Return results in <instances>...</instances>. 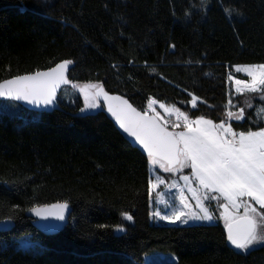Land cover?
I'll list each match as a JSON object with an SVG mask.
<instances>
[{
	"label": "trees",
	"instance_id": "1",
	"mask_svg": "<svg viewBox=\"0 0 264 264\" xmlns=\"http://www.w3.org/2000/svg\"><path fill=\"white\" fill-rule=\"evenodd\" d=\"M65 60L70 85L99 83L141 112L155 99L220 123L244 109L234 130L264 127V102L246 109L228 79L264 64V0H0V82ZM58 103L38 121L0 118V223L11 224L0 264H143L155 252L176 264H264V246L232 248L221 224H153L147 153L103 107L82 116L80 97ZM64 202L65 226L46 234L30 209Z\"/></svg>",
	"mask_w": 264,
	"mask_h": 264
},
{
	"label": "snow or ice",
	"instance_id": "2",
	"mask_svg": "<svg viewBox=\"0 0 264 264\" xmlns=\"http://www.w3.org/2000/svg\"><path fill=\"white\" fill-rule=\"evenodd\" d=\"M225 11L231 14L230 10ZM72 63L65 60L46 71L6 79L0 82V97L25 101L34 106L54 105L60 86L72 83L66 76ZM235 71L248 77H228L234 80L237 94L259 93L264 96V64L236 66ZM79 92L83 94L85 104L80 111L95 110L101 107V101L106 103L107 111L120 127L146 150L154 169H162L166 173L191 169V176H180L182 185L178 181L171 184L178 189L180 206L173 209L170 215L154 212L155 217L170 223L211 222L214 216L204 201L219 202L222 197L224 202L219 203V207L223 208L227 241L243 252L253 245L264 243V212H258L252 203L264 209V127L257 131L237 132L228 122L232 118L242 120L244 109H240L239 113L228 111L226 120L215 123L203 116L192 118L174 105L169 107L160 103L159 107L169 116L175 115V121L169 123L153 107L158 103L155 99L150 100L147 110L141 112L123 97L109 95L99 83H85ZM197 99L192 97L193 108ZM261 114H264V108L258 112V115ZM165 183L162 177L156 176L151 181V188L155 190ZM194 183L198 187H193ZM185 191L192 194L196 209L190 206ZM68 207V203L64 202L36 206L30 211L42 220L54 218L64 221ZM241 207L245 209L242 216L230 211ZM125 216L127 220L133 219L131 215ZM43 227L55 231L59 225L49 223Z\"/></svg>",
	"mask_w": 264,
	"mask_h": 264
},
{
	"label": "rangeland",
	"instance_id": "3",
	"mask_svg": "<svg viewBox=\"0 0 264 264\" xmlns=\"http://www.w3.org/2000/svg\"><path fill=\"white\" fill-rule=\"evenodd\" d=\"M238 66H246V65H238ZM236 68V66H235ZM234 68V71H235ZM235 73H237L235 71ZM240 74L241 77H234L235 79H247L248 77L246 76L245 73H237ZM231 85H232V90L235 94V84L234 80H231ZM83 85H76V86H63L60 90V93L58 95V99H62L63 97H67L68 99L74 100L77 97H80L83 101V107H85L84 104V99H83V94L79 92V88L82 87ZM244 95V102L246 104V109L247 107H250L252 105V102L255 100L257 101H262L264 102V96H262L259 93H242ZM158 102V101H157ZM149 103V102H148ZM160 102L155 104L153 107L156 109L157 112L161 114L162 117H164L165 120H168L169 123L175 121V115L169 116L168 113H166L163 109L159 107ZM148 107V104H147ZM171 107V106H169ZM102 109V105L100 108L95 109V110H88L86 112H79L80 115L86 116V115H93L98 113ZM147 110V108H146ZM20 115V116H27L28 119L33 120V121H38L39 120V113L25 107L21 103L14 101V100H0V118L2 115ZM151 114V113H149ZM186 170H189L188 173L184 172ZM163 173L164 172L162 169H154L153 166L150 163V175H151V181L155 179L156 176L162 177L166 183L161 184L157 189L153 190L151 188V181H150V206H151V222L155 225H168V226H175V227H184V226H196V225H217L221 224L222 226L225 227L224 219L222 216L223 208L219 207V203H223V199L221 197L220 201L216 200H205L204 204L209 207L210 211L213 213L214 219L211 222L208 221H189L188 224H183L180 221H177L176 223H170L169 221L166 220H161L159 217H155L153 215L154 212H160L161 215H170L171 211L177 207H179V192L177 188L171 187V184L173 181H178L181 185L183 184L182 181H180V177L177 175L182 174V175H189L191 176V169L185 168L181 172L177 173H171V178H166ZM181 175V176H182ZM193 187H198L197 184H193ZM185 196L189 198V204L193 209H196V201L194 198H192V194L190 192L185 191ZM211 195H219L218 193H211ZM247 199V198H245ZM253 206L257 208L258 212H262L259 210L260 206L258 204H255L254 202ZM261 209V208H260ZM230 211L233 212L235 215H240L242 216L244 214V207H241L238 210H232ZM264 246V243L258 244V245H253L250 247V249L247 252H243L240 250L242 253H248L254 249L260 248ZM171 263V264H176V258L171 255V254H161L159 252H155L152 255L148 256L143 264H164V263Z\"/></svg>",
	"mask_w": 264,
	"mask_h": 264
},
{
	"label": "water",
	"instance_id": "4",
	"mask_svg": "<svg viewBox=\"0 0 264 264\" xmlns=\"http://www.w3.org/2000/svg\"><path fill=\"white\" fill-rule=\"evenodd\" d=\"M70 66V65H69ZM67 74V73H66ZM70 84H68L67 86H69ZM65 86V85H61L60 88L58 89L57 91V98H56V102L54 105H51V106H47V107H44V106H34V105H31V104H28L27 102L25 101H17L19 103H21L22 105H24L25 107L37 112V113H48L52 110H58L59 109V103H58V95L60 93V90L61 88ZM109 95H115V94H109ZM116 96H121V95H116ZM123 97V96H121ZM124 99H126L125 97H123ZM0 100H10V99H7V98H4V97H0ZM127 100V99H126ZM15 101V100H14ZM129 102V101H128ZM130 103V102H129ZM131 104V103H130ZM101 105L104 109V111L106 112L108 118L112 121V123L115 125V127L117 128V130L122 134V136L128 140L133 146L137 147V148H140V149H143L141 145H139L138 142L135 141V138L134 137H131L128 133H126L119 125V122L115 119V117H113L111 115V113H109L107 111V105L106 103H104L103 101H101ZM132 105V104H131ZM133 106V105H132ZM134 107V106H133ZM135 108V107H134ZM137 109V108H136ZM138 110V109H137ZM139 111V110H138ZM144 150V149H143ZM146 152V150H144ZM147 153V152H146ZM70 206L68 207V209L66 210L65 212V220L64 221H58V220H55L54 218H49V220H42L41 218L39 217H36L35 214L32 212V216L41 223L42 227L46 224H56V225H59L58 228H56L55 231H49L47 230L45 227H43V231L46 233V234H53V233H56L58 231H60L66 224L67 222V219L69 217V214H70ZM11 227V224L9 222H4V223H0V230H8L9 228ZM124 230L123 231H117L116 232V236H121L122 234H124ZM225 232H226V235H227V229L225 227ZM230 244V242H229ZM230 246L234 249H236L233 245L230 244ZM236 250H239V249H236Z\"/></svg>",
	"mask_w": 264,
	"mask_h": 264
}]
</instances>
